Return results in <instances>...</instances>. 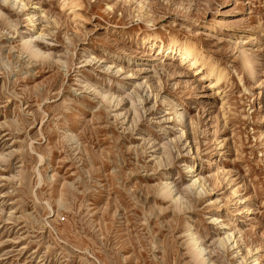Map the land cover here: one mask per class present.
Segmentation results:
<instances>
[{
  "label": "rangeland",
  "instance_id": "1",
  "mask_svg": "<svg viewBox=\"0 0 264 264\" xmlns=\"http://www.w3.org/2000/svg\"><path fill=\"white\" fill-rule=\"evenodd\" d=\"M0 264H264V0H0Z\"/></svg>",
  "mask_w": 264,
  "mask_h": 264
},
{
  "label": "bare ground",
  "instance_id": "2",
  "mask_svg": "<svg viewBox=\"0 0 264 264\" xmlns=\"http://www.w3.org/2000/svg\"><path fill=\"white\" fill-rule=\"evenodd\" d=\"M142 40H144V42L146 40L148 41L147 46L149 51L153 50L154 52H156V55L172 54L173 56H176L180 64L192 68V70H194L196 73H199L200 76L207 77L208 85L211 87L212 90L216 92L220 91L221 83L225 76V73L223 71L224 69L218 68L213 63H211V61L207 62L206 59L203 61L204 58L202 59V52L198 50L195 47V45L189 42L188 40L183 42H178L174 38L170 37L169 40L166 42L160 36H154L150 38L149 34L145 35ZM241 61H243V64L248 69L250 75H252L251 59L246 55V57L243 56ZM171 107L173 108L172 110H174L175 114L177 115L176 119L181 120L183 114L178 109L177 104L173 102L171 103ZM188 171L191 174L190 181L192 182V184L196 182L199 183L202 182L201 177L198 176L197 173H195L192 166H189ZM166 188H167V184L161 187V189L164 192H166L167 190ZM236 191L237 190L235 188V190H233V193L235 194ZM217 217L219 219V216ZM217 217L215 218V220L217 219ZM190 233H191L190 235L191 249L193 251L194 256L196 258H199L202 255V245L200 244L198 238L194 235L193 231H191ZM232 234H233L232 232H230V235L229 233H227L225 237L227 239H230V237H232Z\"/></svg>",
  "mask_w": 264,
  "mask_h": 264
}]
</instances>
